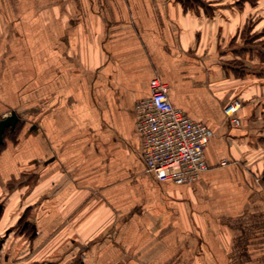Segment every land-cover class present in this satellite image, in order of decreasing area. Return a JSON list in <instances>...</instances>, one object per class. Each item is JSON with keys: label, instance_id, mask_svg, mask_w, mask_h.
Segmentation results:
<instances>
[{"label": "crops", "instance_id": "obj_1", "mask_svg": "<svg viewBox=\"0 0 264 264\" xmlns=\"http://www.w3.org/2000/svg\"><path fill=\"white\" fill-rule=\"evenodd\" d=\"M79 4L63 35L85 68L53 85L51 106L21 113L0 84V120L30 122L0 146V264H171L188 231L228 250L242 233L264 259V0ZM21 5L0 0L7 15ZM156 75L213 131L195 182L145 170L135 104ZM236 103L240 125L225 116Z\"/></svg>", "mask_w": 264, "mask_h": 264}, {"label": "rangeland", "instance_id": "obj_2", "mask_svg": "<svg viewBox=\"0 0 264 264\" xmlns=\"http://www.w3.org/2000/svg\"><path fill=\"white\" fill-rule=\"evenodd\" d=\"M20 1L23 7H13L10 15L0 7V18L6 24L3 27L8 36L6 45L5 40L0 45V84H12L13 106L25 113V107L36 102L44 103L43 107L49 108L55 89L53 85L69 84L68 78L74 73L81 75L76 70H84V64L78 61L73 51L69 52L67 35H63L68 29V18L83 15L84 11L79 0H13V3L18 6ZM4 15L7 16L3 18ZM56 20H60L59 23ZM17 84H21L20 87ZM227 107L229 105L225 110ZM240 107L241 104L231 116L225 112L226 120L234 123L232 118L236 117L239 123L234 124L240 125L241 120L236 115ZM28 123L19 120L15 128L22 129ZM11 130L7 129L8 136ZM262 156L264 158V151ZM210 233L188 231L187 240L193 243V246L189 244L188 257L181 255L182 250L173 249L171 264H264L260 255H252L243 248L244 234H238L236 247L228 250L226 247L212 248L213 234ZM204 243L209 244L210 248H202ZM220 246H224V243L221 242ZM215 254L218 257L213 258Z\"/></svg>", "mask_w": 264, "mask_h": 264}, {"label": "built area", "instance_id": "obj_3", "mask_svg": "<svg viewBox=\"0 0 264 264\" xmlns=\"http://www.w3.org/2000/svg\"><path fill=\"white\" fill-rule=\"evenodd\" d=\"M169 90L168 82L156 75L150 80V95L135 104L141 158L146 172L156 180L188 184L210 168L206 146L213 131L206 123L177 107ZM239 106V103L230 104L226 115L234 114ZM232 121L239 123L236 117Z\"/></svg>", "mask_w": 264, "mask_h": 264}, {"label": "water", "instance_id": "obj_4", "mask_svg": "<svg viewBox=\"0 0 264 264\" xmlns=\"http://www.w3.org/2000/svg\"><path fill=\"white\" fill-rule=\"evenodd\" d=\"M19 121V116L15 111H11V113L0 120V146L4 142V135L8 128L12 130L15 129L17 122Z\"/></svg>", "mask_w": 264, "mask_h": 264}]
</instances>
